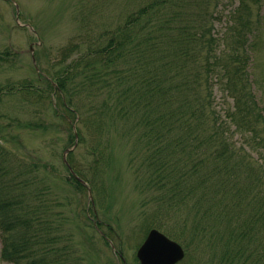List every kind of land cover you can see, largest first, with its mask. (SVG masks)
<instances>
[{
    "label": "trees",
    "instance_id": "trees-1",
    "mask_svg": "<svg viewBox=\"0 0 264 264\" xmlns=\"http://www.w3.org/2000/svg\"><path fill=\"white\" fill-rule=\"evenodd\" d=\"M214 1L76 0L70 13L77 40L92 38L94 46L48 82L63 92L65 109L80 112L78 141L91 161L72 168L90 180L92 191L105 188L101 175L111 141L126 140L130 160L137 161L135 187L156 203L150 213L142 211L143 227L170 228L177 241L188 230L182 264H264V113L249 70L258 27L248 0H239L216 36ZM75 44L71 39L59 47L61 62ZM9 54L0 52V61ZM17 87L35 90L27 83ZM216 89L225 107L216 104ZM31 158L0 142V263L85 264L54 209L60 202L47 182L52 165Z\"/></svg>",
    "mask_w": 264,
    "mask_h": 264
},
{
    "label": "rangeland",
    "instance_id": "rangeland-1",
    "mask_svg": "<svg viewBox=\"0 0 264 264\" xmlns=\"http://www.w3.org/2000/svg\"><path fill=\"white\" fill-rule=\"evenodd\" d=\"M218 1L217 3L214 1V6L211 5L216 11L217 18L214 16L212 19L213 31L216 36H222L229 20L228 14L238 6L239 0ZM16 2L19 6L18 19L21 24L17 21L14 3L11 0H0V52L10 53L7 59L0 61V86L8 87L0 93V142L6 149L23 155L26 160H33L31 157H35L52 165V174L47 175V182L51 188L50 195L57 197L60 202L54 209L58 212L57 216L63 215V229L64 231L67 229L73 236L85 264H118L115 253L94 226L93 220H96V216L100 222L98 227L112 240L116 253L122 254L125 264H139L135 261V253L149 229L143 227L145 214L142 211L146 209L150 213L156 203L153 200H145L144 192L135 187L134 169H137V161L130 160L128 155L130 143L118 137L111 141V160L108 157L101 175L102 179L104 177L105 188L92 191L96 215L88 200L87 189L77 187L67 180L69 171L62 160L63 152L69 149L72 154L69 156L70 163L74 169L87 167L91 161L86 144L78 141L73 147L74 143L69 139V125L72 130L73 127L76 130L82 129L80 112L76 115L65 109L60 99L63 92L59 90L55 93L48 82L61 73L64 63L82 54L85 55L86 51L94 46L91 44L92 38L77 40L75 23L70 13L74 10L76 0H16ZM123 4L125 5V1ZM248 5L255 26L258 27L256 37L254 36L249 70L253 93L264 113V0L256 3L248 0ZM71 39L77 42L70 52L72 56L67 58L69 60L61 62L59 47ZM84 65L82 61L79 67ZM40 73H43L42 76ZM70 81L71 79H67V83ZM23 83L37 91L19 89L18 84L20 86ZM39 91L46 97L41 96ZM51 94L53 98L50 97ZM82 100L83 97H75V101L81 105ZM226 101L227 99L216 89L215 102L218 107H225ZM54 108L58 109V112L63 111L64 116L56 115ZM233 139L236 142L240 141L237 134ZM70 153L66 152V156ZM252 156L257 158L254 152ZM87 174H90L89 178L92 177L90 171ZM143 180L145 181L144 174ZM151 193L156 196L155 192ZM153 219L165 229L170 226L166 219L160 220L155 217ZM155 228L167 235L172 233L170 228L166 232L159 227ZM185 232L183 237L187 239L188 235ZM182 240L178 241L182 244L184 242ZM185 257L180 264L186 260ZM189 260L185 264H188ZM120 264L124 262L120 261ZM189 264H195V259Z\"/></svg>",
    "mask_w": 264,
    "mask_h": 264
},
{
    "label": "water",
    "instance_id": "water-1",
    "mask_svg": "<svg viewBox=\"0 0 264 264\" xmlns=\"http://www.w3.org/2000/svg\"><path fill=\"white\" fill-rule=\"evenodd\" d=\"M14 3L18 12V5L16 2ZM88 193L91 199L92 193L89 187ZM136 255L140 264H175L183 258L184 251L177 242L153 228L147 233L143 243L137 249Z\"/></svg>",
    "mask_w": 264,
    "mask_h": 264
}]
</instances>
